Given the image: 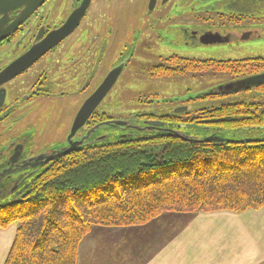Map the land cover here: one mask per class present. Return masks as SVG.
Listing matches in <instances>:
<instances>
[{
  "label": "trees",
  "instance_id": "16d2710c",
  "mask_svg": "<svg viewBox=\"0 0 264 264\" xmlns=\"http://www.w3.org/2000/svg\"><path fill=\"white\" fill-rule=\"evenodd\" d=\"M233 62L225 67L235 70ZM259 76L264 70L173 105L160 119L167 131L110 139L56 160L16 201L0 203V231L17 229L5 264H77L96 228L263 209L264 111L255 101L264 97V80L249 85ZM229 97L236 101L224 102ZM209 137L243 143L202 141Z\"/></svg>",
  "mask_w": 264,
  "mask_h": 264
},
{
  "label": "flooded vegetation",
  "instance_id": "af4514ba",
  "mask_svg": "<svg viewBox=\"0 0 264 264\" xmlns=\"http://www.w3.org/2000/svg\"><path fill=\"white\" fill-rule=\"evenodd\" d=\"M136 1L46 0L21 24L16 22L20 10L9 13L0 22V35H4L0 38V203L16 201L58 160L51 157L71 148L70 154L90 152L110 139L167 131L160 119L172 113V106L171 101L167 103L163 98L155 99V103L163 104L161 109L121 115L120 119L99 109L108 106L106 100L119 80L145 51L157 56L159 49L171 45V39L185 45L188 41L196 42L205 48L230 45L238 39L251 41L260 35L257 28L264 27V0ZM83 4L86 10L78 27L59 39L56 31L70 17L82 13ZM205 10L206 15L215 16H202ZM221 22L226 26H219ZM120 27L122 37H117ZM28 55L39 58L24 69L21 63ZM172 56L184 58L176 54L158 55L160 64L151 70L156 73L163 67L165 71ZM123 64L124 70L111 91L73 134L84 104L109 74ZM181 70L187 72L185 67ZM216 88L222 89L220 85ZM212 89L209 91L214 92ZM70 95L80 103L79 109L64 139L55 141L44 134L49 114L38 116L36 110L46 108L55 102L53 99ZM118 122L137 129L118 126ZM152 122H161L163 126L154 128Z\"/></svg>",
  "mask_w": 264,
  "mask_h": 264
},
{
  "label": "crops",
  "instance_id": "0c3cea01",
  "mask_svg": "<svg viewBox=\"0 0 264 264\" xmlns=\"http://www.w3.org/2000/svg\"><path fill=\"white\" fill-rule=\"evenodd\" d=\"M17 229L0 231L5 264ZM77 264H264V208L165 214L145 226L96 228Z\"/></svg>",
  "mask_w": 264,
  "mask_h": 264
},
{
  "label": "rangeland",
  "instance_id": "374dc122",
  "mask_svg": "<svg viewBox=\"0 0 264 264\" xmlns=\"http://www.w3.org/2000/svg\"><path fill=\"white\" fill-rule=\"evenodd\" d=\"M53 2L54 0H51V3ZM207 12L205 10L201 15L215 16L213 13L206 15ZM133 15L132 12V17ZM223 23L221 22L219 26H226ZM257 30L260 35L251 41L242 42L238 39L230 45L227 43L214 48H205L192 41H188V45L179 44L171 39V45L159 49L158 55L176 54L184 56V58L172 56L168 59L166 70L164 71V68L160 67V73L156 72L157 74L151 68L160 64L157 59L158 55H150L149 52L145 51L143 55L138 56L137 60L133 61L127 73L116 85V90L114 89L115 91L113 90L110 94L111 97L106 100L108 106L105 109L100 107V111L106 112L114 119H120L122 118L121 115L163 108L161 102L155 103V99L158 98L166 99L167 103L171 101L169 106L180 105L187 102L184 101L185 99H191L201 92L207 93L210 88L215 90L216 86L220 84L246 77L254 71L264 70V27L257 28ZM116 32L117 37H122L121 27ZM229 60L234 61L235 70L225 67L231 63ZM214 63L219 66L215 67ZM183 67L186 68L187 72L180 71ZM249 69L251 71H247ZM148 92L151 95L145 94ZM53 100L55 102L46 108L40 111L36 110V114L38 116L49 114V121L46 120L44 134L55 141H61L68 132L80 103L72 95ZM258 100L255 102L260 106L259 110L264 111V97H260ZM225 101L233 102L236 100L234 97H229L225 98ZM214 102L216 103V100ZM116 105L118 108L115 107ZM180 108L185 107L181 106ZM64 119H68L69 123L67 124Z\"/></svg>",
  "mask_w": 264,
  "mask_h": 264
},
{
  "label": "water",
  "instance_id": "95a60500",
  "mask_svg": "<svg viewBox=\"0 0 264 264\" xmlns=\"http://www.w3.org/2000/svg\"><path fill=\"white\" fill-rule=\"evenodd\" d=\"M46 0H0V16H2V19L0 22H2L6 17L9 15V13L14 11H21V14L16 19L17 24H21L24 21H26L34 12L39 9ZM82 13L79 15H73L70 17V19L66 22V24L60 28V30L56 31L61 37L59 39H62L68 35H70L72 32L75 31V29L78 27L81 18L84 15V12L86 8L83 7ZM4 35H0V38ZM39 58V57H38ZM37 57L34 58L31 55H28L24 58L23 62L21 64H24V69L29 67V65H32L34 61L38 59ZM125 64L121 65L119 68L111 72L105 81L104 84H102L97 91L92 95V97L84 104L83 108L79 112L76 121L74 123L73 131L72 133H76L85 123V121L92 115V113L97 109V107L101 104V102L104 100V98L107 96V94L111 91L112 87L115 85L117 79L120 77L124 70ZM264 80V76H259L249 82V85L254 86L259 83H261ZM186 108H178L175 110V113H183ZM109 124V123H108ZM118 126L121 127H127L125 123H116ZM151 126L154 128H162L163 123L161 122H152ZM127 128L131 129H137L133 128L131 126H128ZM153 129V128H152ZM140 130V129H139ZM163 131H166L165 129H162ZM176 136H178L181 139H184L185 136L181 135L180 133L176 132ZM73 136V135H72ZM203 142H215V143H234V142H241L243 141H229L225 139H217L214 137L206 138L205 140H202ZM73 151V149H69L65 153H61L57 156L51 157V159H59L61 157H65L69 155Z\"/></svg>",
  "mask_w": 264,
  "mask_h": 264
}]
</instances>
